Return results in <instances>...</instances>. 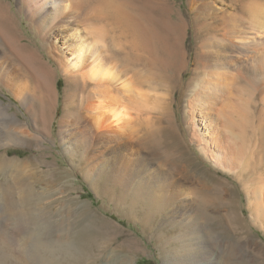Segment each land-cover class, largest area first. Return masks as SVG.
Listing matches in <instances>:
<instances>
[{"label":"bare ground","instance_id":"1","mask_svg":"<svg viewBox=\"0 0 264 264\" xmlns=\"http://www.w3.org/2000/svg\"><path fill=\"white\" fill-rule=\"evenodd\" d=\"M158 1L19 0L27 19L45 41L42 49L68 82L75 88L88 84L92 87L81 104L73 105L67 95V114L60 123L66 151L73 153L70 144L74 141L83 154L99 155L108 185L123 187L135 203H143L147 217L157 211L163 223L175 224L172 230L187 229V239L171 243L168 260L187 257L189 241L210 255L213 251L222 253L220 264H238L244 246L226 243L223 248L207 225L197 223L199 215L206 213L195 206L196 195L206 191L208 183L186 170L181 156L168 153L183 144L168 114L158 122L147 120L141 126L134 121V113L137 116L146 103L138 67L169 68L175 81L185 68L182 41L186 28L182 21L167 18L168 0ZM220 1L207 3L209 21L199 24L209 36L197 51V67L203 78L188 102V135L204 158L245 183V176L250 178L256 163L264 160V113L258 126L250 113L254 95L262 97L264 93V50H259L264 47V0ZM19 33L9 3L0 0V84L15 91L27 111L37 105L38 120L46 128L58 95L54 69L31 44L24 42L25 37H18ZM9 53L17 63L9 59ZM31 78L34 85L28 87L24 80L30 83ZM89 113L95 118L94 126L88 121ZM1 123V143L24 140L22 121L8 113L0 101ZM249 131L255 134L253 151L247 146ZM38 165L33 158L23 160L0 154V174L8 183L0 217L5 216L12 228L25 229L27 237L23 242L31 240L40 259L39 263L24 259L26 264H132L118 253L106 261L115 244L108 242L111 233L103 228V221L91 219L89 214L82 215L88 223L75 230L61 225L55 228L39 218L34 207L41 210L44 198L36 196L20 179L23 168ZM254 179L262 185L247 195L251 194L255 223L264 230V178ZM26 218L30 220L28 228ZM6 226L0 222V247L5 243L3 230L11 228ZM259 245L247 246L254 251ZM174 260L172 263L177 262Z\"/></svg>","mask_w":264,"mask_h":264},{"label":"rangeland","instance_id":"2","mask_svg":"<svg viewBox=\"0 0 264 264\" xmlns=\"http://www.w3.org/2000/svg\"><path fill=\"white\" fill-rule=\"evenodd\" d=\"M212 1L221 2L220 0H168L167 18L172 22L182 21L186 28L182 41L185 68L175 81V78H172L174 73L169 68L151 67L143 70L142 66H139L138 70L143 77L139 85L143 94L142 99L146 103L141 111L137 112V116L134 113L133 116L136 118H133L141 126L147 120L158 122L168 114L183 138L182 147L170 149L168 153L174 152V157L181 156L186 170L197 174L196 179L198 177V180L208 183V189L196 195L195 206L206 213L199 215L197 223L199 221L207 225L214 240L220 242L223 248L226 243L231 246L242 244L244 249L237 259L238 264H264V230L255 223V216L250 207L251 194H249L250 198L247 195L262 185L258 179L254 178H264V160L256 163L254 174L250 175V178L245 176L246 182L243 183L234 174L223 172L209 158L208 160L207 157L204 158L199 149L190 143L188 135L190 119L187 110L188 102L196 95L197 85L202 84L203 78L202 73H199L201 69L197 67V51L203 39L209 36L206 30L200 29L199 24L203 26L208 23L207 3ZM7 2L21 32L18 37H25L24 42L31 44L53 67L58 94L49 123L45 128L38 120L40 108L37 105H34L35 108L32 111H27L15 97V91L0 84V101L6 106L8 113L22 121V129L25 131L22 142L12 139L0 142V154L10 158L38 160V166L21 170L20 179L34 190L36 196L44 198L40 206L41 210L34 207L39 218L47 225L51 223L55 228L61 225L62 228L73 230L88 223L87 220L83 221L84 213L89 214L91 219L103 221L105 224L103 228L111 233L110 237L108 236V242L115 244L113 250H120L115 253L109 249L106 261L112 260L118 253L122 260L132 264H180L181 262V264H220L222 253L213 251L210 255L205 249L193 247L189 241H186V245L188 244L190 248H185L187 257L181 255L177 256L178 259L171 257L168 260L171 243L178 238L187 239L188 234H184L187 229L172 230L175 224L163 223L157 211H151L147 217L143 211L145 206L143 203H135V200L127 192L125 193L123 187L108 185L101 169L102 158L99 155L83 154L74 141L70 144L73 153L66 151L60 138V123L67 114V95H70L73 105L81 104L92 87L89 84L76 88L71 85L66 75L49 58L45 49H42L45 47V41L27 19L23 5L19 0H7ZM154 2L159 3L158 0ZM61 44L62 42L59 45ZM259 50H264V47H260ZM67 55L70 56V53ZM8 57L12 62L17 63L11 53ZM31 80L33 84L32 82L30 84L28 80H24V83L31 87L29 85H34V80L32 78ZM165 110H167L166 113ZM81 112L86 113L82 108ZM76 113L77 110H74L73 114ZM250 113L255 118L256 126L262 123L264 93L262 97L259 94L254 95L250 103ZM86 115L90 125L94 126L93 115L90 113ZM3 128L1 123L0 132ZM255 130L257 133V129ZM254 135V132L249 131L247 138L250 140L246 139L250 141H247L250 151L254 150L251 148L255 139ZM203 172L207 175H203ZM10 175H12L11 172ZM6 181L7 179L0 174L1 208L5 205L4 196L8 189ZM262 193L264 194V188ZM0 222L8 224L6 228L11 227L3 230L5 243L0 247V264H26V260L39 263L40 259L33 242L31 240H28V243L23 242L27 237L25 229L12 228V225L6 222L5 216L0 217ZM29 222V218H26V228L29 227ZM13 232L16 235L14 238ZM253 243L260 245L255 246L256 250L251 251L248 246ZM118 244L122 246L119 247ZM183 258L185 260H180ZM172 260L177 262L172 263Z\"/></svg>","mask_w":264,"mask_h":264}]
</instances>
